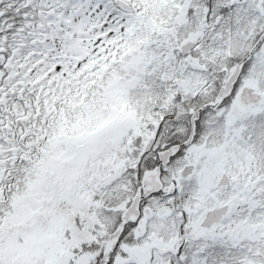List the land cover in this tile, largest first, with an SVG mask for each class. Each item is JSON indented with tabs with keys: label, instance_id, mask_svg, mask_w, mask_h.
<instances>
[{
	"label": "snow or ice",
	"instance_id": "1",
	"mask_svg": "<svg viewBox=\"0 0 264 264\" xmlns=\"http://www.w3.org/2000/svg\"><path fill=\"white\" fill-rule=\"evenodd\" d=\"M0 264H264V0H0Z\"/></svg>",
	"mask_w": 264,
	"mask_h": 264
}]
</instances>
